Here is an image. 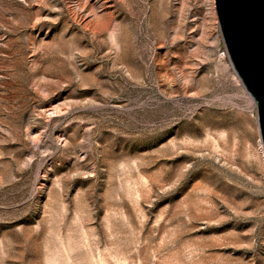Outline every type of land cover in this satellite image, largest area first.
Instances as JSON below:
<instances>
[{
	"label": "rangeland",
	"instance_id": "374dc122",
	"mask_svg": "<svg viewBox=\"0 0 264 264\" xmlns=\"http://www.w3.org/2000/svg\"><path fill=\"white\" fill-rule=\"evenodd\" d=\"M214 4L0 0V264H264L257 106Z\"/></svg>",
	"mask_w": 264,
	"mask_h": 264
},
{
	"label": "water",
	"instance_id": "95a60500",
	"mask_svg": "<svg viewBox=\"0 0 264 264\" xmlns=\"http://www.w3.org/2000/svg\"><path fill=\"white\" fill-rule=\"evenodd\" d=\"M231 63L256 101L264 146V0H215Z\"/></svg>",
	"mask_w": 264,
	"mask_h": 264
},
{
	"label": "bare ground",
	"instance_id": "6f19581e",
	"mask_svg": "<svg viewBox=\"0 0 264 264\" xmlns=\"http://www.w3.org/2000/svg\"><path fill=\"white\" fill-rule=\"evenodd\" d=\"M214 10H215V4H214ZM214 17H216L215 15H214ZM254 98H253V96L251 95V97H250V100H251V102L252 103H254L255 104V102H254V100H253ZM259 148H260V151H261V153H262V155H263V158H264V146H263V142H262V139L260 138L259 139Z\"/></svg>",
	"mask_w": 264,
	"mask_h": 264
}]
</instances>
